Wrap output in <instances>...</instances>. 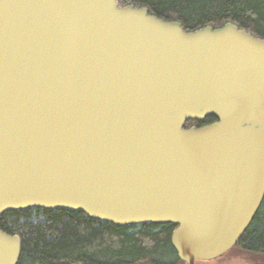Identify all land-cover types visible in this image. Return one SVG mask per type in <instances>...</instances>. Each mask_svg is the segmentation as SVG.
Masks as SVG:
<instances>
[{
	"label": "water",
	"instance_id": "obj_1",
	"mask_svg": "<svg viewBox=\"0 0 264 264\" xmlns=\"http://www.w3.org/2000/svg\"><path fill=\"white\" fill-rule=\"evenodd\" d=\"M263 201L264 39L118 0H0V217L172 224L194 264L231 251ZM21 252L0 229V264Z\"/></svg>",
	"mask_w": 264,
	"mask_h": 264
},
{
	"label": "trees",
	"instance_id": "obj_2",
	"mask_svg": "<svg viewBox=\"0 0 264 264\" xmlns=\"http://www.w3.org/2000/svg\"><path fill=\"white\" fill-rule=\"evenodd\" d=\"M122 7L146 8L149 14L178 22L186 32L231 23L264 39V0H118ZM205 123L190 120L186 128ZM0 229L22 239L18 264H183L172 246L175 225L116 226L81 212L29 209L0 217ZM264 255V201L235 246Z\"/></svg>",
	"mask_w": 264,
	"mask_h": 264
},
{
	"label": "rangeland",
	"instance_id": "obj_3",
	"mask_svg": "<svg viewBox=\"0 0 264 264\" xmlns=\"http://www.w3.org/2000/svg\"><path fill=\"white\" fill-rule=\"evenodd\" d=\"M211 264H264V255L250 254L236 247L223 259L214 261Z\"/></svg>",
	"mask_w": 264,
	"mask_h": 264
},
{
	"label": "flooded vegetation",
	"instance_id": "obj_4",
	"mask_svg": "<svg viewBox=\"0 0 264 264\" xmlns=\"http://www.w3.org/2000/svg\"><path fill=\"white\" fill-rule=\"evenodd\" d=\"M235 248V247H234ZM233 250V249H232ZM231 251H229L228 253H230ZM228 253L222 255L221 257H218L216 259H213V260H208V261H204V260H198L196 261L194 264H211L212 262L214 261H217V260H220V259H223L225 257V255H227ZM183 264H187L186 262H184Z\"/></svg>",
	"mask_w": 264,
	"mask_h": 264
}]
</instances>
